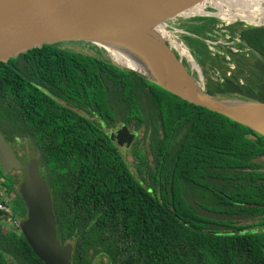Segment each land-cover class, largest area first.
<instances>
[{"label": "trees", "instance_id": "1", "mask_svg": "<svg viewBox=\"0 0 264 264\" xmlns=\"http://www.w3.org/2000/svg\"><path fill=\"white\" fill-rule=\"evenodd\" d=\"M241 35L264 59V27L244 28ZM65 44H46L0 62V131L13 142L24 133L35 141L58 237L73 243L72 264H95L94 255L109 264H264V135ZM208 61L212 67L201 53L202 65ZM245 81L210 82L207 90L264 101L263 76L253 73ZM74 105L90 106L106 123L117 120L116 111L125 123L144 127L142 153L136 155L151 185L134 174L108 126ZM146 140L152 160L143 150ZM157 177L164 180L161 190ZM17 181L0 165V201L25 218L21 194H13ZM184 183L213 190L207 200L222 214L258 216L261 225L252 229L223 218L217 223L186 212L177 197ZM4 217L9 216L0 214V264H46L20 227L7 228Z\"/></svg>", "mask_w": 264, "mask_h": 264}, {"label": "water", "instance_id": "2", "mask_svg": "<svg viewBox=\"0 0 264 264\" xmlns=\"http://www.w3.org/2000/svg\"><path fill=\"white\" fill-rule=\"evenodd\" d=\"M204 17L222 24H240L243 28L264 27V0H0V62L46 44L95 45L94 54L103 60L136 72L191 103L219 112L264 135V122L257 116L264 101L225 99L209 93L200 80L202 63H198L184 40L181 42L176 36L181 24H197L196 19ZM170 27L174 30L170 31ZM183 32L194 33L189 29ZM201 39L212 46L211 39ZM241 42L249 53L262 59L246 41ZM179 56L189 61L198 76L188 70ZM158 72L168 78L159 79ZM189 78L198 84L204 98L173 87ZM111 137L123 144L132 142L135 133L120 123ZM0 163L5 173L24 170L19 193L27 216L21 220L20 229L33 251L46 264H72L73 243L62 244L58 237L51 190L40 173L38 159L22 162L0 131Z\"/></svg>", "mask_w": 264, "mask_h": 264}, {"label": "rangeland", "instance_id": "3", "mask_svg": "<svg viewBox=\"0 0 264 264\" xmlns=\"http://www.w3.org/2000/svg\"><path fill=\"white\" fill-rule=\"evenodd\" d=\"M206 18H208V17H206ZM173 21H171V22H173ZM175 21L177 22L179 20L175 19ZM190 25H191L190 23H183V25L181 24V26H179L181 31L180 32H176V36H178V39L181 42H183V40H184L186 45L191 49V51H192L194 57L196 58V60L198 61V63L201 64V53H204L206 48L204 46V41L201 39V37L198 34L193 33V34L185 35V33L183 31L186 30V29H189ZM238 25L240 27H243L240 24H238ZM182 29H184V30H182ZM173 30H174V28L170 27V31H173ZM234 37H237V39H235L237 42L239 40L243 41L241 38L238 37L237 33L234 35ZM63 43H67V44H65V46L68 47V48L74 49V50H82L84 52H88V53H91V54L97 53V49H96L95 45H93V47H92L91 44H85V43H80V42H63ZM236 48L237 49H243V51H244L243 53L245 54V56L241 57L242 59L237 58V60H236L237 65H238V63L240 64L241 60H243V59H245L247 61V63L249 62V64L251 66H253V67H256V66L260 67L261 66L260 64L263 63L262 60L259 57L255 56V55H252L251 53L248 54L244 50V48L242 46L238 45ZM209 54L211 56L215 57V54H213V53H209ZM180 59L183 61L184 65L188 68V70L190 72H192L196 76H198V74L195 73L191 69L190 63H189V61L186 58H181L180 57ZM210 59H211V57H210ZM212 64H213L212 67H210V63L208 61L207 64L201 66L200 80H201V83L203 85L208 86V84L210 82H211L212 85H215L218 81L222 82L223 77L221 76L222 75L221 73L223 71H228V73H230V74L231 73H236L235 71L229 69L227 67V64L223 65V66H222V64H220V63L217 64L215 62H213ZM241 72L242 73H240V74H238V73H236V74H238V78L242 82H243V80L244 81L246 80V77H247V79L251 78L252 74H253V72L250 71V70L249 71L243 70ZM261 74H262V76H264V72H261ZM219 96L223 97L225 99L239 97V96H236V95H223V94H219ZM241 98H245V97H241ZM245 99H248V98H245ZM111 130H112V128H111ZM143 131H144V127L138 130V134H139V137H141V139L144 137L143 136ZM25 136L26 135H23V134H16L17 139L15 141H17L18 144H23V147L25 149H27V148L29 149V154H27L26 151H23L24 148L22 149L20 147H17V149L19 151V154H21L23 156L24 161H29L31 158L39 157L40 154H39V151H38V148L36 146L35 141L33 139L31 141ZM147 140H146V146L145 145L143 146V150L145 151L144 153H146L147 158L152 160L153 156H152V153H151L150 145L147 142ZM15 141L13 143L16 145ZM137 146H139V144H137ZM132 149L134 150V152L132 151ZM122 151L124 153L125 158L129 162V165H130L131 169L133 170L134 174L139 179H142V178L146 179V181H145V185L146 186L149 183L151 185L153 180L152 179L149 180L150 177H149L148 169L145 168L142 165L140 158L137 157V155L135 154V152H137V151L139 153H142V148H139V147H136V146L135 147L132 146V148H131V146L126 148L125 146H123L122 147ZM12 173L15 174L18 177V181H17V185H16L18 187L19 183H21V181L24 178V172H23L22 169H20V170H13ZM155 180L158 181L157 185H158V188L160 189L161 188V180L163 182H164V180L161 179L160 177H157ZM163 187H164V189L162 190L163 195L164 196L167 195V198L171 199L172 198V191L168 190L169 193L167 194V190H166L164 185H163ZM202 187H197V190H193L186 183L181 185V189H180V192L177 194V197L179 198L178 201H180L182 208L186 212L196 211L203 218H205V219L211 218L212 222H217V223H222V219H219V218H223V219H229V220H232V221H236L237 223H240V224H245L248 227H249V225L254 224V222H255L254 220H248L247 218H241V217H239L237 215H234V214L231 215V216L228 215L227 213H225V214L221 213L220 214V212H225V210L224 211L221 210L222 208H220L219 206H217V209H214L212 207V204H209V201L207 200V197H209V195L210 196H214L213 195L214 191L213 190H207L204 186H202ZM152 190H153V187H152ZM158 193H160V192L158 191ZM225 215H227V216H225ZM214 217H216L218 219H215ZM234 218H235V220H234ZM248 221H252V222H248ZM237 223H236V225H239ZM255 223H257V221ZM257 226H258V224H257ZM257 226H253L252 229L256 228ZM226 230H231V229H227L226 228ZM94 262H95V264H109L108 258L105 257V256H100V255H98L97 257H95V255H94Z\"/></svg>", "mask_w": 264, "mask_h": 264}, {"label": "flooded vegetation", "instance_id": "4", "mask_svg": "<svg viewBox=\"0 0 264 264\" xmlns=\"http://www.w3.org/2000/svg\"><path fill=\"white\" fill-rule=\"evenodd\" d=\"M196 20L199 21V23L197 24H191L189 27V30L198 34L199 36H201V38H205V39H211L212 40V46L206 42V40H203L204 41V46L206 48L205 52L202 53V55H206V59L211 57V62H215V63H220L223 65H226L227 64V67L229 69H233V71H235L236 73L240 74L242 73L241 71L242 70H245V71H252L253 73H259L260 75L261 72H264V69L256 66V67H253L249 64V62L247 63V61L245 59L241 60L240 64L236 63V60L237 58H240L242 59L241 57L242 56H245V54L243 53V49H237L236 47L239 45V46H242L244 48V50L249 54V52L247 51L246 49V46L241 42V40H239L238 42L235 40L237 39V37H234V35L237 33L238 34V37L241 38L243 41H245L241 35V30L244 29L243 27H240L238 24H222L220 23L218 20L214 19V18H197ZM211 42V41H210ZM209 53H213L215 54V57L214 56H211ZM215 59V60H214ZM262 60V59H261ZM262 64L264 66V61L262 60ZM261 63V62H260ZM262 66V67H263ZM236 73H228V71H223L221 74V76L223 77L222 79V82L226 81L227 78L228 79H233L236 81V83H240V84H244L246 81L243 80V82L238 78V74ZM247 78V77H246ZM264 78V76H263ZM218 82H221V81H218ZM73 109L76 110L77 112L83 114L85 117H87L89 120L91 121H97L99 123H103V125H107L108 127V132L110 133V136H112V132H114V134H116V131H117V127L120 123H125L124 120L121 118V116H119V113L114 111V114L115 116H118L116 117V121H112L110 123H106L103 121V119L97 114L95 113L92 108L89 106L88 109H82V108H79L78 106L74 105L73 106ZM128 127H129V130L130 132L132 133H135V138L132 142H125L123 144H120L116 138H112L114 143H116L117 147L120 149V151L122 152V154L124 155L123 151H122V147L125 146L126 148L130 147L132 148L133 147H139L141 148L142 147V143H138L140 141V137H139V134H138V130L139 129H136L135 126H134V123L131 122V123H125ZM112 128V130H111ZM23 135H26L25 137H27L29 140L32 141V138L24 133ZM17 139V137H16ZM13 148L15 149L18 157H22L23 156L21 154H19V151L17 149V147H20V148H24L23 147V144H18V145H15L13 143V141L11 142V140H8ZM137 143L139 144V146H137ZM20 145V146H19ZM26 146V145H25ZM23 151H26L27 154H29V149H25ZM39 151V150H38ZM132 151L134 152V150L132 149ZM39 154H40V151H39ZM136 154V152H135ZM27 156V155H26ZM41 156V154H40ZM37 157L38 161H39V170H40V173L42 175V177H45V170H44V166H43V162H42V158L41 157ZM125 157V156H124ZM32 159H35V158H31L30 160ZM126 159V158H125ZM20 160L24 163H27L29 161H24V158ZM127 161V159H126ZM128 162V161H127ZM129 163V162H128ZM1 165V163H0ZM16 170V169H15ZM23 170V169H22ZM24 172V170H23ZM20 184V183H19ZM50 187V186H49ZM17 191H19V185L18 187L16 186V188L14 189V195L16 196V193ZM52 194V192H51ZM221 213V212H220ZM237 215L241 218H247L248 220H254L255 222L258 220H260V218L258 216H244L242 214H239V213H230L229 215ZM21 218V217H20ZM250 218V219H249ZM262 218V217H261ZM235 219V218H234ZM3 220V223H5L6 227L7 228H12V224L10 223V220L9 218H2ZM229 220V219H227ZM237 220V219H236ZM248 222H252V221H248ZM247 222V223H248ZM254 222V223H255ZM234 223H237L236 221ZM237 224H240V223H237ZM255 225H257V223H255ZM258 225H261V224H258ZM254 226L253 225H250L249 227L252 228ZM261 227H264V225H261ZM227 229H233V228H227Z\"/></svg>", "mask_w": 264, "mask_h": 264}, {"label": "bare ground", "instance_id": "5", "mask_svg": "<svg viewBox=\"0 0 264 264\" xmlns=\"http://www.w3.org/2000/svg\"><path fill=\"white\" fill-rule=\"evenodd\" d=\"M117 51L119 52V54L122 53V51H120V50H117ZM128 61H129L130 64L133 63L132 59H128ZM175 66L177 67V69H180V66H178V64H175ZM151 69H153V68H151ZM155 72H156V70L153 71V74H155ZM157 75H158L159 79H161V80H165V78H168V76L165 75V73L161 74V72H158ZM173 87H175L177 89H180L181 91L186 92V93H188L190 95H193L195 97H198V98H204L205 97V95L203 94V92H202L201 88L198 86V84L194 80H192L190 78L185 80V82H183L181 84L180 83L173 84ZM257 116H258L259 119H261L264 122V107H260L259 114H257Z\"/></svg>", "mask_w": 264, "mask_h": 264}, {"label": "built area", "instance_id": "6", "mask_svg": "<svg viewBox=\"0 0 264 264\" xmlns=\"http://www.w3.org/2000/svg\"><path fill=\"white\" fill-rule=\"evenodd\" d=\"M209 9V7H205ZM3 213L6 216H9L10 223L12 227H20V219L14 214V211L8 201H0V214Z\"/></svg>", "mask_w": 264, "mask_h": 264}, {"label": "clouds", "instance_id": "7", "mask_svg": "<svg viewBox=\"0 0 264 264\" xmlns=\"http://www.w3.org/2000/svg\"><path fill=\"white\" fill-rule=\"evenodd\" d=\"M18 217V216H17ZM19 219H20V222H21V220L23 219V218H20V217H18Z\"/></svg>", "mask_w": 264, "mask_h": 264}, {"label": "crops", "instance_id": "8", "mask_svg": "<svg viewBox=\"0 0 264 264\" xmlns=\"http://www.w3.org/2000/svg\"><path fill=\"white\" fill-rule=\"evenodd\" d=\"M247 50H248V48H246ZM248 52H249V50H248ZM253 55V54H252Z\"/></svg>", "mask_w": 264, "mask_h": 264}]
</instances>
